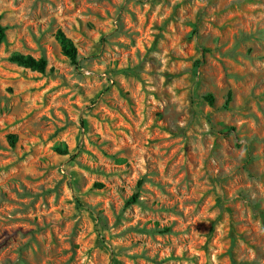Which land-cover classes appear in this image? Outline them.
<instances>
[{
    "label": "rangeland",
    "instance_id": "1",
    "mask_svg": "<svg viewBox=\"0 0 264 264\" xmlns=\"http://www.w3.org/2000/svg\"><path fill=\"white\" fill-rule=\"evenodd\" d=\"M0 24V264H264V0H0Z\"/></svg>",
    "mask_w": 264,
    "mask_h": 264
},
{
    "label": "trees",
    "instance_id": "2",
    "mask_svg": "<svg viewBox=\"0 0 264 264\" xmlns=\"http://www.w3.org/2000/svg\"><path fill=\"white\" fill-rule=\"evenodd\" d=\"M5 40V28L0 24V45ZM57 40L61 46L62 53L65 57H67L73 65H77V51L74 47L73 43L65 37V35L61 32L57 34ZM10 61L15 63L18 66L30 69L32 71H37L43 73L46 69V61L44 59L35 60L30 56H22L19 54H14L10 57ZM231 99V95L228 94L226 102H229ZM205 100L213 105L214 99L211 95L205 97ZM12 137H9V140L12 141ZM59 153H65L64 149H57ZM137 202V195H133L132 198L128 201V205L134 204Z\"/></svg>",
    "mask_w": 264,
    "mask_h": 264
}]
</instances>
